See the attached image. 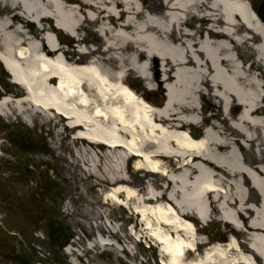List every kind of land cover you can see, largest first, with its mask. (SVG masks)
Wrapping results in <instances>:
<instances>
[{
	"label": "bare ground",
	"instance_id": "1",
	"mask_svg": "<svg viewBox=\"0 0 264 264\" xmlns=\"http://www.w3.org/2000/svg\"><path fill=\"white\" fill-rule=\"evenodd\" d=\"M248 2L0 0V55L20 83L0 92V114L28 124L39 116L58 134L67 131L72 161L112 183L105 201L141 216L140 232L135 225L132 232L156 236L166 264H264V73L256 71L264 69V19ZM51 17L80 39L75 49L57 45L46 26L26 28ZM77 50L86 52L73 56ZM129 74L151 89H136ZM163 84L161 101L151 94ZM200 99L209 109L201 110ZM131 158L136 174L150 176L142 189ZM0 161L10 158L1 153ZM14 175L0 170L12 193ZM16 209L0 196V224ZM214 210L245 236H213L193 255L187 248L203 235L192 221L207 222ZM94 222L90 248L116 251L102 260L93 255V264H134L138 258L128 260L121 249L133 247L115 246L101 229L106 223Z\"/></svg>",
	"mask_w": 264,
	"mask_h": 264
},
{
	"label": "rangeland",
	"instance_id": "2",
	"mask_svg": "<svg viewBox=\"0 0 264 264\" xmlns=\"http://www.w3.org/2000/svg\"><path fill=\"white\" fill-rule=\"evenodd\" d=\"M144 1L145 0H142L143 3ZM148 1L150 3L156 2V0ZM250 1L256 6L261 2V0ZM35 27L34 25H28L26 28L34 32ZM66 39H68V37H65V40ZM8 75L9 72L4 70L2 62L0 61V84L2 83V85H5L10 82ZM130 77L133 80L135 88L143 91L150 90V88L146 87L142 78L136 81L133 75H130ZM163 93L164 92L161 90H156L155 93L151 95L157 98V100L160 99L163 101ZM200 102L203 104V107L209 109L203 99L200 100ZM52 124V121H41L39 116L32 121V125H28L22 120V117L11 115L9 119L0 115V145L2 146L0 152L11 158L9 162L0 161V170L5 167L10 169L11 172H14L15 175L12 181L17 184L16 190L12 193L10 191L9 182H0V196L3 204L15 209L17 208L16 212L7 215L4 220H2L3 224H0V264H24L27 262L35 264L38 262L39 258H42L40 260L48 264L49 262L51 264H69L68 259L70 261V258L65 250L59 251V258H53L57 257V252L53 250L56 248L53 247L52 249L49 245V241L47 244L46 238L39 237L38 235L36 236L35 234L37 230L42 229L46 231V221L42 220L44 212L39 214L36 213V210L40 209L42 201L44 204L46 203L45 199L47 196H49L51 200L52 198L55 200L56 196L58 198L61 197L62 206L65 208L64 215L61 216L65 226L63 225L62 227L67 231L70 230V232L72 229L74 234L71 235L73 237L69 243L77 245L78 247L82 245L83 248H85L88 241L85 236H82L84 233L81 231L83 230V225L92 222L93 219H122L124 212L129 218L128 210H130V208H128V210H121L119 209V205L114 204L112 201H104L103 199L101 192L107 191L109 185H112V183L107 182L101 177L97 178L91 173H84L81 164L72 161L74 156L70 155L66 148L67 137L64 135L67 131L58 135L57 132H55L58 128L52 130ZM201 130L198 135L201 134ZM7 132H9V137L3 138V136L7 135ZM33 138H35L37 142L34 143ZM22 141L32 143L31 145L25 146L27 147L26 150L30 148L35 150V155L31 156L33 158V164L28 165L24 163L23 159L25 155L20 156L16 153L17 151L19 153L23 151L24 145L21 146L18 144ZM57 157H60V159ZM132 164L131 168H133ZM50 168L54 170L48 178L46 175ZM130 171L133 177L138 179V187L141 189L144 188L146 180L150 176L138 175L135 170ZM141 176L143 178H141ZM51 180L55 181V185ZM48 184L53 185L48 186ZM36 185L38 187H36ZM121 196L123 197V195ZM46 206L47 204L44 205V208H46ZM6 212L7 211L4 213ZM213 213L207 226H201V221L196 218L198 230L202 232L203 235L202 240L210 239L213 236L218 238L221 235L223 238H226L229 233L235 234L241 240L244 238L245 235H243L241 231L238 232L230 223L228 224L221 221L218 217V212L214 210ZM79 219L81 222L78 223ZM130 219L131 218L126 220L127 223ZM123 221L121 224V242L126 244L127 242L133 241L134 238L128 232V225ZM245 221L247 223V220ZM35 236L37 238H35ZM86 236L90 238L92 233L90 232V234H86ZM212 241L216 240L214 239ZM206 247V245L202 246V248L200 247L198 252H201ZM137 249L140 256L146 258L143 264H160L157 259V248L149 249L139 244L137 245ZM56 250L58 251V249ZM109 253L112 255L114 250L109 249ZM125 253L128 259L135 262L136 256L133 253L130 255L126 250ZM84 254L88 257L90 264L91 257L94 253L91 251L90 254L87 248H85ZM96 258L102 260L99 255L96 256ZM54 259L57 262H55ZM85 261L87 260L85 259Z\"/></svg>",
	"mask_w": 264,
	"mask_h": 264
}]
</instances>
